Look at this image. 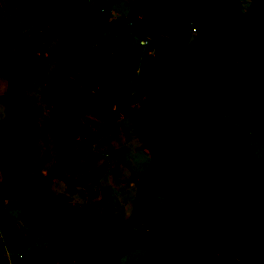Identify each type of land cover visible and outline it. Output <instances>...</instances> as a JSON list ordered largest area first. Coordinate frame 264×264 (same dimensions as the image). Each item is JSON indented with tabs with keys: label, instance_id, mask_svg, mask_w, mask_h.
<instances>
[{
	"label": "rangeland",
	"instance_id": "rangeland-1",
	"mask_svg": "<svg viewBox=\"0 0 264 264\" xmlns=\"http://www.w3.org/2000/svg\"><path fill=\"white\" fill-rule=\"evenodd\" d=\"M229 4L235 35L245 12H254L255 0ZM109 21L95 22L85 37V48L104 68L89 66L69 77L64 91L51 97L43 89L56 79L64 62L60 35L50 18H42L33 5L24 10L0 0V47L12 69L29 67L15 83L14 103L30 108L34 123L35 152L28 161L29 177L39 182L55 164L56 129L65 154H79L62 165L66 178H55L54 197L40 193L34 207L35 232L20 218L11 199L0 200V264H264V174L242 201L247 234L242 239L214 232L207 226L215 169L221 156L264 166V139L247 129L242 134L202 135L182 127L174 112L168 114L172 131L156 136L159 166L142 146L145 123L118 111L128 104L153 117L170 109L165 91L143 89L142 70L161 54L173 62L168 85L177 99L206 121L240 125L234 98L213 88H199V81L184 75L176 49L180 32L166 24L151 0H115ZM79 33L74 31L77 39ZM190 53L205 57L228 73L252 113L264 111L261 96L248 79H238L226 65L217 42L190 28L186 32ZM140 41L145 44H140ZM177 46L174 48L172 46ZM264 67V47L260 49ZM7 81L0 76V94ZM110 89L103 93L99 92ZM6 112L0 103V117ZM85 185V174L93 171ZM105 221H127L123 240L99 233ZM175 230L177 239L162 247L164 232ZM61 251H67L60 255Z\"/></svg>",
	"mask_w": 264,
	"mask_h": 264
},
{
	"label": "trees",
	"instance_id": "trees-1",
	"mask_svg": "<svg viewBox=\"0 0 264 264\" xmlns=\"http://www.w3.org/2000/svg\"><path fill=\"white\" fill-rule=\"evenodd\" d=\"M105 0H4L6 4L15 5L24 10L33 5L42 18L51 19L52 30L60 35L59 48L64 52V62L56 69V79L43 89L47 97L55 96L64 91L67 79L75 73L89 67L104 68L105 62L93 58L85 48V37L90 27L97 21H105L119 25L120 19L109 21V14L102 13ZM154 8L160 13L162 20L174 25L180 32L181 45L172 46L181 62L184 75L199 81V88L209 86L222 95L232 97L236 101L240 125L227 127L222 120L206 121L190 113L177 99L174 89L168 85L169 72L173 62L164 55H157L142 70L143 89L150 92L165 91L169 95L170 109L164 115L153 117L136 111L128 104H121L118 111L145 123L141 132L142 146L146 147L151 156L150 166H159L156 136H166L172 131L168 114L174 112L178 123L202 135L242 134L252 129L257 136L264 139V111L252 113L243 104V96L235 88L228 73L214 68L205 57L190 53L187 46L186 32L193 28L201 34L214 39L226 65L234 70L238 79H248L252 87L258 91L264 104V67L260 57V49L264 47V0H255L254 12H245L238 34L233 33L232 14L229 4L235 11L242 7L237 0H151ZM114 1L111 2V5ZM0 27H5L0 23ZM79 36L74 39L73 33ZM41 57L29 67L18 65L12 69L7 51L0 47V76L6 79L7 86L0 94V103L6 107L0 117V200L11 199L20 210L21 221L31 226L35 232L34 207L40 193L54 197L51 189L52 180L61 179L68 185L70 182L62 172V165L67 159L79 154H65L60 146L59 132L56 129L55 146L58 158L50 171L39 182L33 181L27 172L28 161L35 152L34 123L29 106L14 103V89L21 72L33 71ZM110 89L99 92L102 95ZM93 171L85 174L79 185H85ZM264 174L261 164L238 162L231 155L221 156L213 175L214 183L210 202L205 210L206 223L209 229L230 235L234 239H242L247 234L246 216L242 209V201L253 191L256 179ZM127 221H105L99 233L108 236L119 244L123 240ZM176 231L164 232L165 240L162 247L169 249L177 239ZM67 251H61L65 255Z\"/></svg>",
	"mask_w": 264,
	"mask_h": 264
},
{
	"label": "built area",
	"instance_id": "built-area-1",
	"mask_svg": "<svg viewBox=\"0 0 264 264\" xmlns=\"http://www.w3.org/2000/svg\"><path fill=\"white\" fill-rule=\"evenodd\" d=\"M112 1H115V0H105L104 1V5H103V7H102V13H109V11H110V7L112 6L111 5V2ZM140 44H145V42H143V41H140Z\"/></svg>",
	"mask_w": 264,
	"mask_h": 264
},
{
	"label": "water",
	"instance_id": "water-1",
	"mask_svg": "<svg viewBox=\"0 0 264 264\" xmlns=\"http://www.w3.org/2000/svg\"><path fill=\"white\" fill-rule=\"evenodd\" d=\"M217 168V167H216ZM215 172H216V169H215Z\"/></svg>",
	"mask_w": 264,
	"mask_h": 264
},
{
	"label": "flooded vegetation",
	"instance_id": "flooded-vegetation-1",
	"mask_svg": "<svg viewBox=\"0 0 264 264\" xmlns=\"http://www.w3.org/2000/svg\"><path fill=\"white\" fill-rule=\"evenodd\" d=\"M164 234V233H163Z\"/></svg>",
	"mask_w": 264,
	"mask_h": 264
}]
</instances>
